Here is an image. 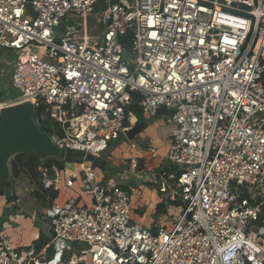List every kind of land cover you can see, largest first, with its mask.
Returning <instances> with one entry per match:
<instances>
[{"label":"built area","instance_id":"2783aa9c","mask_svg":"<svg viewBox=\"0 0 264 264\" xmlns=\"http://www.w3.org/2000/svg\"><path fill=\"white\" fill-rule=\"evenodd\" d=\"M0 49L18 91L0 109L30 101L59 149L83 153L64 180L77 196L44 208L49 253L0 231V264H264V0H0ZM134 93L168 151L158 166L140 169L134 154L103 175L85 156L110 161ZM41 170L56 189L59 171ZM126 178L151 183L166 211L134 217Z\"/></svg>","mask_w":264,"mask_h":264},{"label":"crops","instance_id":"0c3cea01","mask_svg":"<svg viewBox=\"0 0 264 264\" xmlns=\"http://www.w3.org/2000/svg\"><path fill=\"white\" fill-rule=\"evenodd\" d=\"M146 123L142 124L138 122L137 117L134 115L133 123L129 127L130 130L133 127H139V130L136 131L131 139L136 142V150L128 151L127 149L121 150L123 155H127L126 152H129V155L137 154L140 156V169L145 170L143 162L146 164V170L149 169L148 166V154L150 156L151 151H155L158 156L154 159L151 158V161H154V165H159L163 158L166 156L169 148V140L162 138L160 133V125L161 121L158 117H149L147 115H143ZM157 119V122L153 120L151 123L150 119ZM127 130V131H128ZM126 134V132H125ZM124 151V152H122ZM163 154H165L163 156ZM124 161V160H123ZM122 161V162H123ZM102 162V160L100 161ZM111 162V161H110ZM152 164V163H151ZM153 165V166H154ZM119 168V171L123 168ZM98 168H100L98 166ZM117 171L116 173H118ZM103 172V175H107V172ZM55 173V172H54ZM62 177V181L57 184V202H61L65 200V198L69 195H73L76 197L77 195L73 193L71 190H68L64 185V180L66 178H77L80 174V166L78 172H76V166L72 169H64L59 171ZM115 173V174H116ZM114 174V175H115ZM77 180V179H75ZM126 181L122 180L125 187H127L130 191L133 189L134 180L131 178ZM137 180V179H136ZM130 183V184H129ZM77 186V181L75 182ZM6 193H0V231L1 233L18 249H24L33 251L37 256H44L49 253L50 248L48 243L50 241V229L46 220L42 218V214L47 202L42 201L36 198L32 194V190L34 189V185L30 182V179L24 174H18L14 179L11 180L10 186L4 188ZM10 190V191H9ZM13 192L15 195V199L13 201L7 200V193ZM159 199L156 202H160V198L162 202L165 201L162 196H158ZM79 203H81L79 201ZM157 205V204H156ZM134 217L139 218L142 222H148L149 219L155 217L156 208L154 211H147L146 207L142 205H137L134 207Z\"/></svg>","mask_w":264,"mask_h":264},{"label":"water","instance_id":"95a60500","mask_svg":"<svg viewBox=\"0 0 264 264\" xmlns=\"http://www.w3.org/2000/svg\"><path fill=\"white\" fill-rule=\"evenodd\" d=\"M36 116V110L30 101L14 103L0 109V189L10 186V160L16 154L33 152L40 159H62L67 169H73V162L83 157L82 152L59 149L53 143L52 137L36 124ZM138 130L139 127H133L126 131V136L132 138ZM85 157L87 160L101 161L90 154Z\"/></svg>","mask_w":264,"mask_h":264},{"label":"rangeland","instance_id":"374dc122","mask_svg":"<svg viewBox=\"0 0 264 264\" xmlns=\"http://www.w3.org/2000/svg\"><path fill=\"white\" fill-rule=\"evenodd\" d=\"M97 18L96 15L90 16L88 19V25L90 28V31L93 35L100 32V26L96 23ZM63 31V24H61L59 33ZM39 46L35 44H31L28 48V50H40ZM12 52L7 49H0V100L3 98H13L16 95H18V91L12 87L11 84V61H12ZM153 120L157 122L156 118H152L149 120L151 123ZM43 121L48 123L51 127L53 132L56 128L53 124H51V121L47 117L46 114H38V117L36 118L35 122L38 126H42ZM127 139L126 136L123 134H119L114 136L109 144V147L103 152L104 155H102V159L109 156L110 161L105 160L107 163L105 165V168H98L97 171L100 169V171L107 172V175H114L117 171H119V168H121L123 164V160L127 158V155L129 152H126L127 155H123L121 153V150L126 149L127 147ZM123 152V151H122ZM134 152V151H133ZM166 154V153H165ZM163 154V156L165 155ZM104 160V159H103ZM102 160V161H103ZM152 163V164H151ZM154 165V161H151V157L148 154V166L149 168ZM79 164L76 163V172H78ZM103 173V172H102ZM129 178H126V181ZM147 180H141L140 182H137L134 180L133 189L129 191L130 194V200L131 203L136 207L137 205H142L143 207H146L147 211L152 212L156 208V204L159 203L156 202L158 196H162L157 189L148 182H145ZM130 184V183H129ZM90 197L86 196L83 198V200H80V204L86 202L89 203ZM160 202H162V199L160 198ZM260 224H251V228L253 230H259Z\"/></svg>","mask_w":264,"mask_h":264},{"label":"trees","instance_id":"16d2710c","mask_svg":"<svg viewBox=\"0 0 264 264\" xmlns=\"http://www.w3.org/2000/svg\"><path fill=\"white\" fill-rule=\"evenodd\" d=\"M133 96H134V102H132L130 105L127 106L126 112H131L137 117L138 122L144 124L146 123V120L144 119L142 108L139 106V104L136 101L137 94L134 93ZM161 112H164V110L162 109L159 110V114H161ZM124 124L127 125L128 122L126 121ZM40 127L43 128L47 134L52 133L51 132L52 127L48 123H46V121L45 122L43 121V124ZM106 163L107 162L103 160L102 162H96L95 164L100 168H105ZM41 169L46 170L47 174L53 176L54 169L58 171H62L65 169L64 160L57 159L54 157L40 159L33 152L16 154L10 160L11 180L14 179L18 174L24 173L30 179V182L34 185L32 194L36 198L44 202L46 201L48 203L51 202L52 200H55L58 194H57V190L54 188L51 187L43 188L40 182L42 175ZM0 193H6L5 189L1 188ZM6 195L8 201H13L16 198L13 192L7 193ZM166 207H167L166 200L157 203L155 216L165 212Z\"/></svg>","mask_w":264,"mask_h":264},{"label":"bare ground","instance_id":"6f19581e","mask_svg":"<svg viewBox=\"0 0 264 264\" xmlns=\"http://www.w3.org/2000/svg\"><path fill=\"white\" fill-rule=\"evenodd\" d=\"M133 119V118H132Z\"/></svg>","mask_w":264,"mask_h":264}]
</instances>
